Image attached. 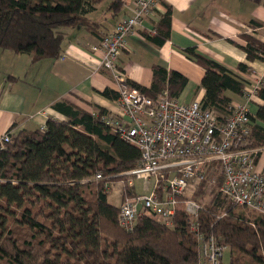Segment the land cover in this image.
<instances>
[{
	"label": "trees",
	"instance_id": "1",
	"mask_svg": "<svg viewBox=\"0 0 264 264\" xmlns=\"http://www.w3.org/2000/svg\"><path fill=\"white\" fill-rule=\"evenodd\" d=\"M100 1L0 0V50L29 54L34 61L56 58L67 28ZM252 1L264 5V0ZM123 3L110 0L109 6L116 11ZM171 14V6L166 5L154 32L144 34L146 39L156 45L166 41ZM249 24L264 28L253 19ZM87 28L99 34L96 24ZM240 37L244 44L239 46L248 61L264 60V41L246 32ZM184 53L204 70V95L199 103L214 109L219 120L225 119L232 108L226 92L242 96L245 81L194 47ZM151 69L149 86L128 83L151 98L165 89L178 98L188 82L186 75L160 64ZM238 69L248 71L249 67L240 62ZM100 93L118 96L107 88ZM256 95L262 102L252 117L247 145L262 147L264 87ZM53 106L68 119L48 118L43 127L10 133L5 146L0 144V264H198L197 236L182 202L172 225L147 213L139 215L129 229L119 224L120 204L135 188L124 187L119 204H113L108 187L111 180L122 179L121 173L136 166L140 151L101 120L109 112L98 105L90 112L63 100ZM258 155L259 151L255 161ZM97 173L101 179H95ZM194 189L196 196L203 193L199 184ZM194 221L199 233L213 235L229 248V260L222 259L220 264H264V213L235 205L213 190L209 202L200 204Z\"/></svg>",
	"mask_w": 264,
	"mask_h": 264
},
{
	"label": "crops",
	"instance_id": "2",
	"mask_svg": "<svg viewBox=\"0 0 264 264\" xmlns=\"http://www.w3.org/2000/svg\"><path fill=\"white\" fill-rule=\"evenodd\" d=\"M109 1L98 2L94 10L67 28L61 54L56 58L34 61L29 54L0 50V137L8 130L15 134L42 127L48 118L67 120L53 106L62 100L90 112H95L94 105L111 114L119 112L117 98L100 93L106 88L117 92L118 83L110 71L100 68L101 51L92 47L130 13L134 0H124L116 11L110 8ZM166 5L172 9L170 35L156 45L144 34L154 32ZM251 19L264 25V5L252 0H157L141 25L128 36L126 46L118 53L117 65L127 80L144 86L151 83L154 64L177 70L188 78L177 99L185 103L201 101L204 70L184 53L186 48L194 47L242 78L249 87L259 78L264 79V60L248 61L239 46L244 44L241 32L264 41V28H252ZM91 23L96 24L100 35L87 28ZM240 62H246L249 70H239ZM226 94L232 106L245 102L241 95L231 91ZM261 102L257 95L252 98L248 104L252 113ZM261 125L264 127V123ZM255 168L264 173V146L259 147Z\"/></svg>",
	"mask_w": 264,
	"mask_h": 264
},
{
	"label": "built area",
	"instance_id": "3",
	"mask_svg": "<svg viewBox=\"0 0 264 264\" xmlns=\"http://www.w3.org/2000/svg\"><path fill=\"white\" fill-rule=\"evenodd\" d=\"M156 1L134 0L130 13L92 47L101 51L100 68L110 71L118 83L119 112L104 114L101 120L140 151L136 166L121 173L123 182L134 187V177L155 178L148 193L122 200L118 221L129 229L139 215L147 213L172 225L176 207L182 202L197 236L198 264H220L226 246L213 235L199 233L194 220L200 204L186 191L190 188L193 192L195 185L208 181L209 171L218 166L222 173L220 191L233 204L264 213V173L255 168L259 147L247 145L254 116L248 104L264 87V79L245 86V102L234 104L223 120L199 101L182 102L170 97L166 89L151 98L132 86L117 65L118 53ZM10 133L0 137L1 147L10 140ZM101 178V173L95 175V179Z\"/></svg>",
	"mask_w": 264,
	"mask_h": 264
},
{
	"label": "rangeland",
	"instance_id": "4",
	"mask_svg": "<svg viewBox=\"0 0 264 264\" xmlns=\"http://www.w3.org/2000/svg\"><path fill=\"white\" fill-rule=\"evenodd\" d=\"M123 179H115V180L113 179L111 180L109 184L108 200L113 204H119L120 202L119 200H121L120 191L123 190L124 187L132 188L126 185V183H124L125 180L123 182ZM154 179H155L154 177H150L148 180H144L143 178L134 177L135 193L131 195H126V196H134L136 193L138 194L148 193L149 190L153 187ZM221 182H222V173L218 166H213L211 170L209 171L208 181L203 182V184H199V188L203 190V193L196 196L195 194H193L195 189L192 192L191 189L189 188L186 191V194L190 195L192 193L193 198H195L196 196L195 200H197V202L200 203L201 205H204L205 203L209 202V199L211 198L213 190L220 191ZM126 196H124V198ZM229 255H230L229 248L226 247L223 250V256H222L223 257L222 259L224 262H227L229 260Z\"/></svg>",
	"mask_w": 264,
	"mask_h": 264
}]
</instances>
